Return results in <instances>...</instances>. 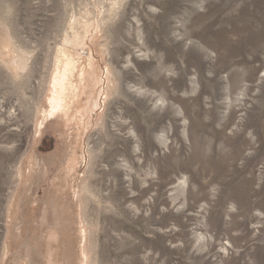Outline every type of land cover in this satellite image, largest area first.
I'll use <instances>...</instances> for the list:
<instances>
[{"label": "rangeland", "instance_id": "obj_1", "mask_svg": "<svg viewBox=\"0 0 264 264\" xmlns=\"http://www.w3.org/2000/svg\"><path fill=\"white\" fill-rule=\"evenodd\" d=\"M0 22L32 66L0 59V264H264V0H0ZM63 45L102 83L35 133Z\"/></svg>", "mask_w": 264, "mask_h": 264}, {"label": "bare ground", "instance_id": "obj_2", "mask_svg": "<svg viewBox=\"0 0 264 264\" xmlns=\"http://www.w3.org/2000/svg\"><path fill=\"white\" fill-rule=\"evenodd\" d=\"M117 6L118 4L114 3L113 6L110 8V12L114 13ZM104 20L105 19H100L99 21L100 27L104 24ZM93 22L94 21L92 20L85 19L84 21H80L74 24L73 29L75 30V32H73L72 35L67 39L68 45L73 46L71 48L73 49L78 47L84 48L83 45L85 44V39L89 35V32L91 31L90 29L93 28L94 25ZM239 32H240L239 28L235 27L233 33L239 35ZM84 49H80V50L83 51ZM83 57L79 52L77 54L72 53V51L68 48V46L67 47L64 46L57 54L55 61L53 62L52 65L51 73L49 75L50 76L49 85L47 84L48 92H49V94L48 92H46L45 95L47 98L46 104H48L47 109L45 110L42 106H40L37 109V115H41V117L37 116L35 133H40V129L45 119L55 116L58 112L61 111L64 112V110L68 109L69 106L72 103H74V101L77 98L79 99L80 97L79 95L81 94V92H84L85 95L87 93L88 95V96L86 95L87 101L93 102V96L95 95L96 90H98V86L100 82L102 83V79L100 77V74L102 73L99 74L98 67L95 66L96 63L95 64L93 63L91 57L88 56H87L88 58L86 57L87 58L86 63L82 62ZM0 59L2 64L5 65V67H7V69L10 71L12 78L15 79L21 78L22 75L28 73L32 67V66L30 67L29 64L30 58H28L25 52H23V50L17 46L8 28L1 22H0ZM115 85L116 84L114 78L112 77L109 78V85H108L109 88L115 87ZM88 89L89 91L87 92ZM98 94L99 93H97V95ZM220 159H221L220 162H216L213 160L206 161L205 163L206 166L204 169L205 170L212 169L216 173H222L226 171L227 170L226 164L228 163L227 161L222 159L221 156ZM18 168H20L18 175L21 177V179L26 178L27 180V177H29L30 174L36 172L35 170L36 166L32 161H28V164L26 163L25 165L24 163L22 166ZM246 185L248 184H245L244 186ZM244 196H246V200H247V192H245ZM238 198L242 199L241 196H239ZM261 217L262 214H260L259 219H264V217L263 218Z\"/></svg>", "mask_w": 264, "mask_h": 264}]
</instances>
